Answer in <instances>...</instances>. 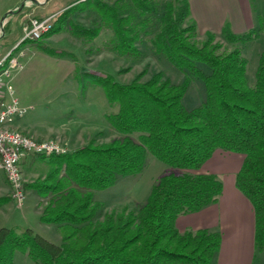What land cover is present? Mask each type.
<instances>
[{
	"label": "trees",
	"instance_id": "obj_1",
	"mask_svg": "<svg viewBox=\"0 0 264 264\" xmlns=\"http://www.w3.org/2000/svg\"><path fill=\"white\" fill-rule=\"evenodd\" d=\"M133 2L132 10L146 16L142 24L148 26L153 20L147 14L151 3ZM95 7L124 49H132L138 37L133 36V27L123 26L128 17L120 15L119 6L98 1ZM190 15L188 0H172L154 23L157 53L184 74L181 82L157 74L145 82L138 78L123 84L113 76L89 74L90 82L104 88L109 101L119 105L109 120L120 137L106 144L90 143L74 153L45 156L56 157L51 163L60 166L48 176L50 184L38 186L44 194H55L41 219L58 226L62 243L30 228L2 227L0 264H14L17 250L37 264H215L222 234L210 229L181 232L177 220L219 201L223 181L199 172L217 150L243 155L235 183L253 205L255 246L264 255V52L251 83L242 48L253 35H236L226 27L225 38L238 47L218 52L213 35L200 45L193 42L196 26L183 27ZM66 22L61 15L45 36ZM194 80L203 82L206 97L189 108L185 98ZM149 154L172 171L159 178L137 212L107 213L100 219L92 192L142 172ZM61 166L66 175L57 181Z\"/></svg>",
	"mask_w": 264,
	"mask_h": 264
},
{
	"label": "rangeland",
	"instance_id": "obj_2",
	"mask_svg": "<svg viewBox=\"0 0 264 264\" xmlns=\"http://www.w3.org/2000/svg\"><path fill=\"white\" fill-rule=\"evenodd\" d=\"M98 1L118 5L120 15L128 17L129 22L124 19L123 26L128 30L133 27L132 34L138 37L132 49H124L115 29L104 22L103 13L95 7ZM148 1L152 10L147 14L153 20L146 26L142 24L146 16L141 17L137 10H132L133 0H0V64L3 65L0 68L2 71L10 69L16 96L23 105L32 107L25 117L15 120V124H28V128L14 124L13 128L40 141H56L65 154L74 153L90 143L106 144L120 137L109 120L119 105L109 101L104 88L90 82V73L113 76L123 84L138 78L145 82L157 74L173 82H181L184 74L159 55L154 44L158 25L155 22L165 15L172 0ZM226 1L230 0H193L191 15L183 27L196 26L197 34L192 39L199 45L213 35L214 44L219 45L218 52L238 47L225 38L224 28L229 27L236 35L251 33L252 41L243 45L242 52L249 61L248 79L254 83L258 59L264 52V0H250V7H245L252 13L248 16V23L243 21L245 16L237 15L242 7L227 5ZM61 15L67 18V22L60 30L49 36L45 34L38 40L23 38V28L31 19L52 16L55 22ZM54 22L49 24L48 33ZM84 29L90 33H84ZM14 60L17 63L11 67ZM205 97L203 82L194 80L185 104L189 108L197 107ZM223 155L214 160L218 173H211L224 181L227 187L223 204L224 217L227 218L234 208V198L229 192L234 187L243 155L236 153L229 159H225L228 154ZM51 159L56 157L31 155L22 162L21 174L26 189L23 203L14 200L12 186L0 168V228L17 231L30 228L55 244L62 243L58 226L41 219L55 197L54 192L44 194L39 188V185L52 182L48 176L60 166L51 163ZM207 165L199 172L207 173ZM60 170L57 181L66 175L64 166ZM170 171L171 167L149 154L142 172L121 177L113 186L92 192L99 218L113 212H137L159 178ZM73 188L91 192L76 186ZM186 230L197 231L190 227ZM257 255L255 264H264L263 254L258 249ZM14 264L37 263L17 250Z\"/></svg>",
	"mask_w": 264,
	"mask_h": 264
},
{
	"label": "crops",
	"instance_id": "obj_3",
	"mask_svg": "<svg viewBox=\"0 0 264 264\" xmlns=\"http://www.w3.org/2000/svg\"><path fill=\"white\" fill-rule=\"evenodd\" d=\"M189 1L192 5L193 0ZM212 2L216 3L215 1ZM226 3L227 5L242 7V10L239 11L237 15L241 17L245 16L243 21L247 22L248 16L252 15L250 10H245V7H250V0H230L226 1ZM247 25L248 24H246V26ZM15 125H23L24 128L28 126V124H15L14 122V126ZM225 153L228 154V157L225 159L232 158V155L236 154L217 150L211 160L207 163L208 165L205 166L208 169L207 173H218V170L215 168L218 166H214V160L218 157L224 156L223 154ZM241 162H243V159ZM241 165L236 173L241 168ZM235 184L233 185V189H230L229 192V195L234 198V208H232L230 212V217H224L223 204L224 196L226 195V193L224 195V192L227 189L224 183L223 194L218 203L213 204L200 212L180 216L177 220L178 228H181L183 231L190 227L197 230L210 229L222 234L221 249L218 253L215 264H255L258 256L255 246V211L252 203L244 197ZM262 258H264V255H262Z\"/></svg>",
	"mask_w": 264,
	"mask_h": 264
},
{
	"label": "built area",
	"instance_id": "obj_4",
	"mask_svg": "<svg viewBox=\"0 0 264 264\" xmlns=\"http://www.w3.org/2000/svg\"><path fill=\"white\" fill-rule=\"evenodd\" d=\"M53 22L52 16L31 19L23 28V38L38 36L45 26ZM16 63L14 60V65ZM11 80V72L0 80V155H5V163L0 166L4 167L9 178L13 180L14 200L23 203L26 189L25 181H21L22 162L31 155L41 156L47 152L65 151L56 141H40L13 128L15 120L25 117L32 107L21 103Z\"/></svg>",
	"mask_w": 264,
	"mask_h": 264
},
{
	"label": "bare ground",
	"instance_id": "obj_5",
	"mask_svg": "<svg viewBox=\"0 0 264 264\" xmlns=\"http://www.w3.org/2000/svg\"><path fill=\"white\" fill-rule=\"evenodd\" d=\"M50 30V25H47L44 27L43 30H41L39 33H38V36H27V38H32V39H35V40H38V39H42V37L48 33V31ZM14 63V61H13ZM3 66L2 64H0V67ZM14 66V64L12 65L11 64V67ZM10 67V68H11ZM1 70V68H0ZM10 72V69L9 68H6V69H3V71L1 70L0 71V80H2L3 78L6 77L7 73ZM61 153H64L62 151H54V152H47V153H44L42 154L41 156H52V155H57V154H61ZM3 163H5V155H0V165H3ZM0 168L6 173L5 169L3 166H0ZM7 175V173H6ZM7 178L12 186V191H13V180H11L9 178V175H7ZM21 181L22 180V174H21Z\"/></svg>",
	"mask_w": 264,
	"mask_h": 264
}]
</instances>
